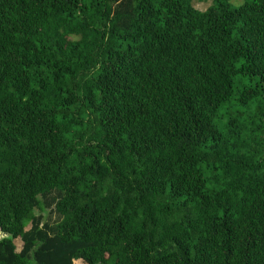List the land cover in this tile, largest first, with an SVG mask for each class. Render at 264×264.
I'll return each mask as SVG.
<instances>
[{"label":"trees","instance_id":"obj_1","mask_svg":"<svg viewBox=\"0 0 264 264\" xmlns=\"http://www.w3.org/2000/svg\"><path fill=\"white\" fill-rule=\"evenodd\" d=\"M0 230V264H264V0H0Z\"/></svg>","mask_w":264,"mask_h":264},{"label":"rangeland","instance_id":"obj_2","mask_svg":"<svg viewBox=\"0 0 264 264\" xmlns=\"http://www.w3.org/2000/svg\"><path fill=\"white\" fill-rule=\"evenodd\" d=\"M211 2H197L195 3V5L200 8V9H205L210 5ZM37 214H42L43 216H46V218H51L52 220H55L57 218V213L53 212V207H49L47 208V210L45 212L38 210ZM5 238L4 235H0V239ZM16 243L18 245V247L22 246V241L20 239L16 240ZM74 264H86L83 260H75Z\"/></svg>","mask_w":264,"mask_h":264},{"label":"water","instance_id":"obj_3","mask_svg":"<svg viewBox=\"0 0 264 264\" xmlns=\"http://www.w3.org/2000/svg\"><path fill=\"white\" fill-rule=\"evenodd\" d=\"M0 235H2V236L4 235V237H10L9 233H5L2 230H0Z\"/></svg>","mask_w":264,"mask_h":264}]
</instances>
